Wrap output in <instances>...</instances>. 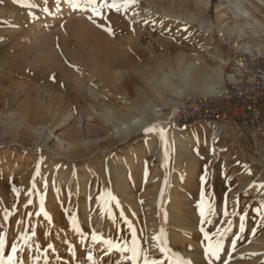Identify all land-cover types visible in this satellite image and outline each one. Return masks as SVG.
<instances>
[{
	"label": "rangeland",
	"instance_id": "374dc122",
	"mask_svg": "<svg viewBox=\"0 0 264 264\" xmlns=\"http://www.w3.org/2000/svg\"><path fill=\"white\" fill-rule=\"evenodd\" d=\"M256 27L264 0H0V264H264V139L169 104Z\"/></svg>",
	"mask_w": 264,
	"mask_h": 264
},
{
	"label": "built area",
	"instance_id": "2783aa9c",
	"mask_svg": "<svg viewBox=\"0 0 264 264\" xmlns=\"http://www.w3.org/2000/svg\"><path fill=\"white\" fill-rule=\"evenodd\" d=\"M255 36L258 48L247 49L218 32L230 50V76L218 92L176 104L171 119L174 126L201 121L214 131L234 123L250 133L255 143L264 139V27L256 28Z\"/></svg>",
	"mask_w": 264,
	"mask_h": 264
},
{
	"label": "bare ground",
	"instance_id": "6f19581e",
	"mask_svg": "<svg viewBox=\"0 0 264 264\" xmlns=\"http://www.w3.org/2000/svg\"><path fill=\"white\" fill-rule=\"evenodd\" d=\"M236 1L240 4L243 0H236ZM233 28H235V27H233ZM235 31H237V30L235 29L232 32H235ZM242 46L244 48H247V49H251L252 48L249 45H242ZM255 48H258V47L256 46ZM180 63H181L180 59L177 58L176 65L179 67L178 73H179L180 77L184 81H186L188 83H205L206 81H208L209 78L205 74H203L204 72L201 73L200 71H197L196 69H194V67L191 64H185V65L183 64L182 65ZM220 71H219V81H218V83H209V84H207L206 86H204L201 89L200 93L203 94V96L204 95H209V94H212V93H215V92H218L219 91V86H220V84L222 82V80H221L222 76H221V72ZM163 81H164V78H163ZM168 86L169 85H167V87ZM180 93H182V92H180ZM178 95H179V93H178ZM179 102H181V101H179V99H172L171 101H169V104L176 105ZM128 123H129V121H128ZM169 125H170V123H169ZM124 127L125 126H123V128ZM171 127H173V126H171ZM225 128H226V125L221 126L220 128H217L216 130H214L212 132V134H213L212 138H214V136L217 133L222 132ZM126 130H128V129H126ZM173 139H174V142L177 144L176 148H177L178 155H186L185 152L187 151V145L183 144L176 136ZM180 226L185 227V226H187V224L184 222ZM180 262H183L184 263V260L182 258H180Z\"/></svg>",
	"mask_w": 264,
	"mask_h": 264
},
{
	"label": "snow or ice",
	"instance_id": "6c2138e0",
	"mask_svg": "<svg viewBox=\"0 0 264 264\" xmlns=\"http://www.w3.org/2000/svg\"><path fill=\"white\" fill-rule=\"evenodd\" d=\"M97 14H99V13H97ZM148 130H150V129H147L146 131H148ZM241 231H243V225H241ZM93 239H96L95 235L93 236ZM13 251H15V249H13ZM9 260H11V257L9 258ZM145 264H155V261L150 262L147 259H145ZM184 264H191V261H185Z\"/></svg>",
	"mask_w": 264,
	"mask_h": 264
},
{
	"label": "crops",
	"instance_id": "0c3cea01",
	"mask_svg": "<svg viewBox=\"0 0 264 264\" xmlns=\"http://www.w3.org/2000/svg\"><path fill=\"white\" fill-rule=\"evenodd\" d=\"M237 126V125H236ZM226 128H227V126H226Z\"/></svg>",
	"mask_w": 264,
	"mask_h": 264
}]
</instances>
